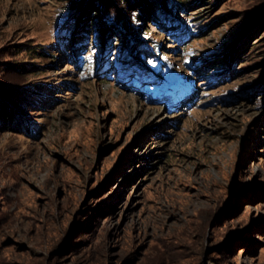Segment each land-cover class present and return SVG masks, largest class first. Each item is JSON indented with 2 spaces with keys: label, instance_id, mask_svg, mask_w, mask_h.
<instances>
[{
  "label": "rangeland",
  "instance_id": "1",
  "mask_svg": "<svg viewBox=\"0 0 264 264\" xmlns=\"http://www.w3.org/2000/svg\"><path fill=\"white\" fill-rule=\"evenodd\" d=\"M108 1L0 0V264H264V0Z\"/></svg>",
  "mask_w": 264,
  "mask_h": 264
},
{
  "label": "trees",
  "instance_id": "2",
  "mask_svg": "<svg viewBox=\"0 0 264 264\" xmlns=\"http://www.w3.org/2000/svg\"><path fill=\"white\" fill-rule=\"evenodd\" d=\"M105 3H106L105 8L107 9L106 10L107 20L104 23H106V25H109V23L112 21L117 23V25L119 27L118 32L121 33V36L123 37V39L126 38V35H125L127 33L126 30L129 29L131 32V27H132L131 25L133 24L134 20L137 21V19H136L137 15H135L136 13H134L135 11H137V8L146 9L147 6L148 7L151 6L150 8H151V10H153V12H156V13L158 12V14H160V15L162 14V12L160 11L161 6L158 5V0H109L108 2H105ZM170 4H172V3H170ZM158 7H160V8H158ZM92 10L95 11V9H92ZM73 19H75V18H73ZM83 24H84V22L82 21V23L80 25H78V22L76 20H72L71 22L68 23V26L65 27L66 29L60 33V36L61 35L64 36V38H63L64 39L63 41H65L64 45L66 44V41H68L70 34L74 33V36L72 35L73 38H71V40L76 38L77 39L76 42L78 44V47H80L81 50L83 49V47L86 46L90 32L85 28V26ZM74 27H75V30L72 31V29ZM135 27H136V25H135ZM182 27H183L182 30L174 29V30L169 31L170 34L173 35L172 38L174 40H177L178 36L180 37V40H182V41L187 40L188 36L190 35L189 34L190 32L188 30H185L184 26H182ZM137 28H139V27H137ZM106 36L108 37L109 34H107ZM81 38H84V40ZM112 39L113 38H109V39L106 38L105 43L101 42V40H99L97 43V49L95 47V48H93V50L98 53V51L102 47L103 50L106 48L107 53H109L110 49H111V45H112ZM124 44L125 43H123L122 45H124ZM138 45H140V44H138V43L132 44V47H133L132 50L134 52V56L137 58H142L143 60H145L146 65L150 71H147L146 69L141 68L140 69V71H141L140 76L136 77V79H138L139 81H142V78H144V80H146V81L148 80L147 82H150V85L148 83H146L145 87L149 89L151 87L156 86L155 82H160L158 79V76H160V75L163 76L162 73H165L166 69H164L161 66L160 59H158L156 56H154L153 52L149 51L148 45L147 46L143 45V48L138 46ZM152 46L156 47L157 45L152 43ZM75 60H76V62L79 63V66H82V65L85 66L86 65V59H83V56H81V57L79 56L78 60L77 59H75ZM121 62L123 64V72L122 73L126 77L132 76L134 69H131V68L139 66L135 60H133L131 62H129L127 60H122ZM204 65H206V63ZM229 68L231 69V67H229ZM105 69H106L105 74L108 76L111 75V71L113 70V67H110L109 61L107 62ZM124 79H125V77H124ZM218 79H219V77L216 76V80H218ZM155 88H157V87H155ZM161 91H162V89H161ZM173 106H174V104L171 105V107H173Z\"/></svg>",
  "mask_w": 264,
  "mask_h": 264
}]
</instances>
